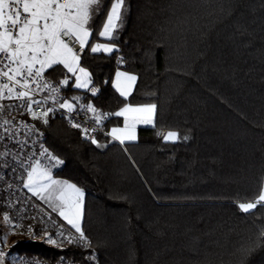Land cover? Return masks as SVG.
<instances>
[{
	"label": "trees",
	"instance_id": "1",
	"mask_svg": "<svg viewBox=\"0 0 264 264\" xmlns=\"http://www.w3.org/2000/svg\"><path fill=\"white\" fill-rule=\"evenodd\" d=\"M105 17L90 21L89 44ZM113 37V53L81 56L98 94L69 81L63 99L111 117L125 104H154L155 126L139 127L133 143L102 133L93 144L59 111L38 120L47 152L62 161L46 154L52 176L84 194L80 228L95 253L42 239L14 249L32 264H264V203L238 207L264 186V0H125ZM118 69L137 77L127 98L112 88ZM168 131L180 139L158 135ZM0 213L19 220L1 190Z\"/></svg>",
	"mask_w": 264,
	"mask_h": 264
},
{
	"label": "snow or ice",
	"instance_id": "2",
	"mask_svg": "<svg viewBox=\"0 0 264 264\" xmlns=\"http://www.w3.org/2000/svg\"><path fill=\"white\" fill-rule=\"evenodd\" d=\"M102 5L103 0H0V99L14 97L23 100L24 107L31 114L32 119L42 120L47 124L48 112L51 109H47L43 115L37 116L32 108L33 104L39 106L43 103L33 98L37 90L51 89L53 92L57 91V88L53 87L44 76L47 70L55 71L56 66L60 65L68 73L75 76L74 86L76 88H87L91 83V76L80 65V53L86 47L90 48V52L93 54L101 52L111 54L115 50L114 46L109 44H89V37L92 35V29L89 27L90 21L99 12L105 11L106 18L98 30V36L108 40L114 39L113 32L119 27L125 0H111L108 9H103ZM73 45H78V47ZM136 79L135 75H128L119 71L116 73L115 87L121 96H128ZM60 84L64 86L69 84L67 75L60 81ZM32 85H35V88ZM17 89L22 90L17 91ZM90 91L93 95L96 94L94 87ZM3 107L0 105V109ZM60 107L70 112L73 110L72 103L68 102L62 103ZM155 109L154 104L140 107L126 106L121 111L116 112L115 115L124 116L127 121L129 119L128 114H133L131 117L132 125L126 123L123 130L114 128L110 135L121 143L125 139L134 140L136 138L135 123L153 124L155 126ZM87 111L96 112V109L89 104ZM96 121L99 123V116L96 117ZM72 126L80 127L79 124L75 123ZM82 131L85 134L88 133L87 128L82 129ZM158 135L166 142H176L180 139L179 134L174 131L158 133ZM92 143H97L95 138L92 139ZM45 152L50 158L55 159L57 164L62 163L58 158L52 157L47 149ZM38 169L39 165L37 164L28 173V183L24 186L30 188L33 195H39L40 198L44 199L42 194L47 192L52 185H56L59 194L55 198L60 201V205L53 207V211L59 209V215L75 228L76 232L80 234L79 239L88 245L87 238L78 223L80 200L84 195L83 192L73 184L52 180L47 171L39 172V176L50 181V183H38ZM69 190L76 197L74 202L65 199ZM262 202H264V192H261L255 201L240 203L238 207L242 212L248 213ZM64 206H68L69 210L71 207L77 209L76 219L66 215ZM4 221L10 223L7 215L4 216ZM60 235L63 236V233ZM261 235L264 236V232ZM64 239L69 244L75 242V237L65 236ZM48 242L56 243L52 239H49ZM4 259L5 254L0 252V264H3Z\"/></svg>",
	"mask_w": 264,
	"mask_h": 264
},
{
	"label": "built area",
	"instance_id": "3",
	"mask_svg": "<svg viewBox=\"0 0 264 264\" xmlns=\"http://www.w3.org/2000/svg\"><path fill=\"white\" fill-rule=\"evenodd\" d=\"M45 78L51 82L57 91L51 89L37 90L33 98L43 103L39 106L33 104L32 108L37 116L43 115L44 111H59L64 114L68 127L79 131L81 138L91 143L92 139L103 133V126L108 122L111 115L99 116L96 112L87 111V104L83 99H79L73 105L70 112L60 105L65 102L63 99V86L47 76ZM35 88V85H32ZM95 86H89L86 90L87 96H95L90 91ZM22 89H17V91ZM0 190L5 195L8 210L19 218L30 224H38L43 232L48 234L55 245L59 247H72L82 252H93L90 240L87 236L88 245L79 239V233L70 228L53 213L37 202L25 189L24 183L28 173L39 165L46 156L44 140L45 133L39 128L38 120L32 119L30 113L24 107V101L16 98L0 99ZM49 111V112H50ZM100 117L99 123L96 117ZM7 121V123H5ZM80 127H73V124ZM87 128L85 134L82 129ZM95 129V131H93ZM63 233V236L60 235ZM65 236L75 237V242L69 244L64 239ZM0 235V248H1ZM39 264V263H33Z\"/></svg>",
	"mask_w": 264,
	"mask_h": 264
},
{
	"label": "rangeland",
	"instance_id": "4",
	"mask_svg": "<svg viewBox=\"0 0 264 264\" xmlns=\"http://www.w3.org/2000/svg\"><path fill=\"white\" fill-rule=\"evenodd\" d=\"M113 36H114V32H113ZM99 38L101 39L100 41H94L90 45H94L96 43L109 44V45H113L115 50H116V46L113 43H111L110 40L105 39V38H101V37H99ZM89 39H90V37H89ZM84 50H87V52L91 53L90 52V48L86 47ZM101 53L102 54H106V55L108 54V53H103V52H101ZM80 65L82 67H84L88 71V69L81 64V60H80ZM56 69H58L59 71H62L63 78H64L65 75H67L69 81L72 82V88H76L74 86L75 76L72 73H68L67 70L63 69L62 66H60V65H57ZM49 70H47L46 72H48ZM118 71L119 72H124V73H126L128 75H133V74L127 73V72H125V71H123L121 69H118ZM117 72H115L114 77H113V80H114V81H112L113 85H115V83H116V73ZM135 82L133 84V89H134V86H135ZM122 83H123V79H122ZM89 85H88L87 88H76V89L87 90L89 88ZM128 105H131L133 107H140V106L152 105V104H140V105L139 104H128ZM127 107H129V106H127ZM130 122H131L130 120L126 121V123L128 125L130 124ZM114 128H116L115 124L110 123V125H109L110 132ZM135 136H136V138H135V140H136L137 139V132L136 131H135ZM167 142H171V141H167ZM53 162H55V160ZM42 171H47L49 173V175H50L52 180L59 181V182H67L69 184H72L71 182H68L66 180L53 177L52 174L50 173V171H48L47 169H45L44 167L39 165V169H38V173H37V179H38V183H40V184H49L50 183V181L45 180V179H43V177L39 176V172H42ZM27 183H28V177L25 180V184H27ZM33 187H35V185H33ZM26 189L29 190L33 194V191L30 188L26 187ZM262 192H264V186H263ZM50 193H51V196H49ZM43 194L47 197L48 200H50L49 202L51 204H49V208L51 210H53V207H56L57 205H60V201L55 198L59 194V189H58V187L56 185H52L48 189V191L44 192ZM65 199L67 201H69V202H74L76 200V197L69 190L67 192V194H66ZM42 201L46 202L44 204H46V205L48 204L47 200L46 201L42 200ZM262 203H264V202H262ZM82 209H83V197L80 200L79 216H80V213H82ZM64 210H65L66 214L70 215V217L72 219H76V211H77V209L75 207H71V210H69L68 206H64ZM4 216H5L4 213H0V235H1V241H2L0 252H3L5 254V259H4L3 264H32V262L28 261V260H25V262H24V259H23L24 252L21 251V249L16 250L14 248L16 246H18L20 243L30 242V241H34V240L42 239V240H45L46 242H48L49 238H45V237H41L39 235H36L35 231L33 229L34 225L30 224V223H28L26 221L21 222L20 220H13V219H11L9 217L10 223H5Z\"/></svg>",
	"mask_w": 264,
	"mask_h": 264
},
{
	"label": "crops",
	"instance_id": "5",
	"mask_svg": "<svg viewBox=\"0 0 264 264\" xmlns=\"http://www.w3.org/2000/svg\"><path fill=\"white\" fill-rule=\"evenodd\" d=\"M118 70H116V72H117ZM114 81V80H113ZM90 86V85H89ZM112 88L114 89V91L120 96V97H122V98H127L131 93H132V91H133V84H132V86H131V90H130V92H129V94H128V96L127 97H124V96H121L120 95V92L119 91H117V89L115 88V85H113V82H112ZM73 89H76V88H73ZM76 90H78V91H86V90H79V89H76ZM77 100H79V98L78 97H75V96H72V97H69V98H67V99H65V102H68V103H72V105H74L75 103H76V101ZM64 102V103H65ZM126 106H129V107H133V106H131V105H128V104H125V105H123V106H121L117 111H115L113 114H112V121H111V123H113V124H115V126H116V128L115 129H121V130H123L124 128H125V124H126V120H125V117L124 116H116L115 115V113L116 112H119V111H121L123 108H125ZM132 115L133 114H131V113H129L128 114V116H129V119L128 120H130L131 122H130V124L129 125H132V123H133V121H132V119H131V117H132ZM149 126H152V124H144V123H136L135 124V131L137 132V129L139 128V127H149ZM110 129H109V127H108V129L106 130V131H104L103 132V134H104V136L105 137H107V138H109V140H111V141H113V142H116V143H118V144H120V145H124V144H126V143H133V142H135L136 140L134 139V140H127V139H125L124 140V142L123 143H121L119 140H115V139H113V137L110 135ZM50 158L49 157H45L44 158V160L39 164L40 166H42V167H44L45 169H47L48 171H50V173L52 174V169H51V161L49 160ZM24 185H25V183H24ZM25 187V186H24ZM25 189H26V187H25ZM26 191L37 201V202H39L44 208H46L48 211H50L51 213H53L57 218H59L61 221H63L66 225H68L70 228H72V229H74L75 230V228H73L72 227V225L71 224H69L68 222H67V220H65L62 216H60L59 215V209L57 210V211H53V210H51L50 208H49V204H51L49 201L50 200H48L47 199V197L44 195V194H42L45 198L44 199H42V198H39L40 196L39 195H33L29 190H27L26 189ZM42 200H47L48 202V206L46 205V204H44V203H46V202H43ZM66 215H68V214H66ZM69 217H70V215H68ZM71 218V217H70ZM81 220H82V213H80V216H79V219H78V223H79V226H81ZM37 235H39V236H41V237H45V238H49V239H52L48 234H46L45 232H43V231H41V232H38L37 233Z\"/></svg>",
	"mask_w": 264,
	"mask_h": 264
},
{
	"label": "water",
	"instance_id": "6",
	"mask_svg": "<svg viewBox=\"0 0 264 264\" xmlns=\"http://www.w3.org/2000/svg\"><path fill=\"white\" fill-rule=\"evenodd\" d=\"M74 47H78V45H73ZM84 54V51H82L81 53H80V56H82Z\"/></svg>",
	"mask_w": 264,
	"mask_h": 264
}]
</instances>
